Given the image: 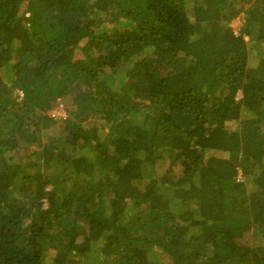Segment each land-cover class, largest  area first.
I'll use <instances>...</instances> for the list:
<instances>
[{
	"label": "trees",
	"instance_id": "1",
	"mask_svg": "<svg viewBox=\"0 0 264 264\" xmlns=\"http://www.w3.org/2000/svg\"><path fill=\"white\" fill-rule=\"evenodd\" d=\"M261 43L264 0H0V264H264Z\"/></svg>",
	"mask_w": 264,
	"mask_h": 264
},
{
	"label": "rangeland",
	"instance_id": "2",
	"mask_svg": "<svg viewBox=\"0 0 264 264\" xmlns=\"http://www.w3.org/2000/svg\"><path fill=\"white\" fill-rule=\"evenodd\" d=\"M245 3V2H244ZM244 3H242L241 5H244ZM243 22H244V14H243V12H240L239 14H238V16H236L235 18H233L231 21H230V23H229V26L233 29V30H236V29H238V30H236V32L238 33V31H239V28H241V26H242V24H243ZM107 26H110L109 24H106ZM82 45V44H81ZM253 44L251 43V42H249V44H248V47H250V46H252ZM256 47H258V52L256 51L255 53H253V52H250L249 54H250V59H249V66H251V67H255L256 66V63H257V60L261 57V53H263L262 52V49L261 48H264V43H261V44H256ZM259 57H258V56ZM82 55H81V52L79 51V50H76L75 51V53H74V57L75 58H79V57H81ZM263 57H264V55H263ZM240 98V94L238 93L237 95H236V99H239ZM53 110V109H52ZM85 123H90L89 125H91V126H93V125H96V126H100V124L102 123L101 121H99L98 119H91V120H89V121H87V122H85ZM54 130V132H53V136H55V137H57V136H59L61 133H60V130H61V127L59 126V125H56L54 128H53ZM44 143V142H43ZM32 148V147H31ZM30 148V149H31ZM34 149H38L37 147H35ZM79 150L81 151V152H83V153H86L87 151L86 150H84L83 148H79ZM35 152H36V150H35ZM9 157L10 158H12L13 160H12V162H18V161H20L19 159L20 158H22V160L24 161V162H26L25 164H24V166H25V170H27V168H28V164H27V162H28V159H34V156H30V154L29 153H27V152H21L20 154H14V152L13 153H10V155H9ZM21 160V161H22ZM35 160V159H34ZM27 164V165H26ZM166 165H167V163H166ZM166 167V166H165ZM152 168H151V170H149V173H150V175L149 176H147V179H151V177L152 178H154L155 177V174H153L152 172ZM239 175H240V173H239ZM82 241V237H79L78 238V242H81ZM255 244L257 245V246H264V239L263 238H259V239H256L255 240ZM157 251H155L154 253H152L151 254V256L153 257V258H155L156 257V253ZM52 255V254H51Z\"/></svg>",
	"mask_w": 264,
	"mask_h": 264
},
{
	"label": "built area",
	"instance_id": "3",
	"mask_svg": "<svg viewBox=\"0 0 264 264\" xmlns=\"http://www.w3.org/2000/svg\"><path fill=\"white\" fill-rule=\"evenodd\" d=\"M28 15H26L27 17ZM237 30V29H236ZM236 30H233L235 34H237ZM48 116L53 120L64 119L66 117L65 108L62 103H58L53 110L48 112ZM240 176V175H239ZM238 176V177H239Z\"/></svg>",
	"mask_w": 264,
	"mask_h": 264
},
{
	"label": "clouds",
	"instance_id": "4",
	"mask_svg": "<svg viewBox=\"0 0 264 264\" xmlns=\"http://www.w3.org/2000/svg\"><path fill=\"white\" fill-rule=\"evenodd\" d=\"M232 30H233V29H232ZM237 30H238V29H237ZM238 93H239V92H238ZM238 93H237V94H238ZM239 94H240V93H239ZM240 98H241V94H240ZM240 98H239V99H240ZM236 100H238V99H236ZM65 113H66V112H65Z\"/></svg>",
	"mask_w": 264,
	"mask_h": 264
}]
</instances>
